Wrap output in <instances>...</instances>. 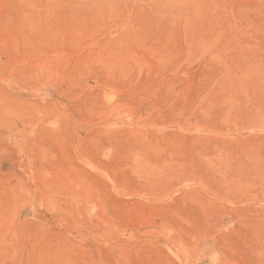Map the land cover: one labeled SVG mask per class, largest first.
Wrapping results in <instances>:
<instances>
[{
    "label": "rangeland",
    "instance_id": "374dc122",
    "mask_svg": "<svg viewBox=\"0 0 264 264\" xmlns=\"http://www.w3.org/2000/svg\"><path fill=\"white\" fill-rule=\"evenodd\" d=\"M0 264H264V0H0Z\"/></svg>",
    "mask_w": 264,
    "mask_h": 264
}]
</instances>
